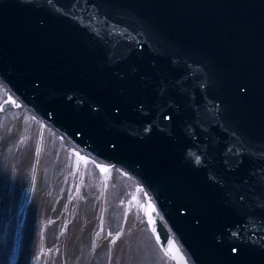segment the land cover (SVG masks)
<instances>
[{
	"label": "water",
	"instance_id": "1",
	"mask_svg": "<svg viewBox=\"0 0 264 264\" xmlns=\"http://www.w3.org/2000/svg\"><path fill=\"white\" fill-rule=\"evenodd\" d=\"M0 80L140 180L174 264H264V0H0Z\"/></svg>",
	"mask_w": 264,
	"mask_h": 264
},
{
	"label": "rangeland",
	"instance_id": "2",
	"mask_svg": "<svg viewBox=\"0 0 264 264\" xmlns=\"http://www.w3.org/2000/svg\"><path fill=\"white\" fill-rule=\"evenodd\" d=\"M2 98H3V94L0 90V99ZM6 113L8 114V112ZM6 113H5V110L3 114L2 112H0V182L3 176H6L8 178L11 177L15 166H17L16 165L17 164L16 155L20 154L17 143L6 139V133H5V130H6L5 128L7 127L6 126L7 121L5 122V119L7 118ZM16 115L13 118L14 124L16 123L17 120L22 121V127L25 128L26 136H28L29 131H31V128L35 124L34 123L28 124V121H30V119H27L24 121L23 118L20 117V112ZM11 120L12 119H10L9 122H11ZM4 140H5V143H4ZM45 140H46L47 146L52 144L51 146L52 148H50L52 153L48 154L47 158L45 156V160H48V161H44L42 164L41 170L39 172L37 171L36 183L32 189L33 193L31 194L33 195V199L31 200V204L29 208L27 209V211L25 208L24 209L19 208L20 203L18 204L17 202L13 204V207H11L13 210L12 214L13 212L14 214L12 218H10L11 209H10L9 203L12 202V196H10L9 198L0 199V208L4 206V201L6 200L5 210H6V216L8 218L6 223L3 220L0 221V264H8L9 256H11L13 259V263L11 260V264H25L26 255L22 247L25 248V246H27V249H28L29 246H31L32 248V245H30L31 242H26L28 239H25V238H24L25 240L22 241L23 244H16L15 242V241L20 240L22 236V228L24 226L25 221L23 219V221L20 224L21 218L25 215V219L26 218L31 219L32 214L35 212H38V209H41L42 206L44 207L43 209L47 211L45 206H47L48 202L47 201L44 202L43 205L41 206V203H42L41 199L45 197L46 195L50 194V192L52 191L51 185L57 179L54 177L55 173L58 172V173L65 174V172L67 171L68 165L72 163V159L71 161L68 160V158L71 157L70 155H68L69 153L67 152L62 153L63 149L62 150L59 149L60 150L59 156H57L56 158L54 157L55 156L54 153L56 152V149L58 147L57 144L60 145L61 143L59 142V140L56 139V137H53V135H51L50 132L49 133L46 132ZM46 151L48 152L49 150H46ZM34 170H36V168L34 167L23 169L22 177L19 180L21 187L29 186L27 185L26 182L27 180H29L28 176L33 175ZM24 176H26L27 178L25 177V179L23 180ZM93 176H94L93 169L86 170L85 179L88 181V183L84 184V190L88 194H91L98 187L97 185L98 181L94 179L95 177ZM118 177L119 178L117 182L114 183V186L109 193L111 195L109 196L108 202L106 203V206H105V211H104L105 230L100 233L98 239L96 240V245L98 243L104 242L103 241L104 238L106 240L109 239L108 237H106L107 232L113 233V230H112L113 226L116 227L118 232H120V230L121 232L122 230L124 231L127 227V225L125 224V217L123 214V206L121 205V203H119V200L120 201L129 200V195L132 191L133 183L127 177H122L121 175H119ZM2 187H3V184H0V192L6 193L3 191ZM37 192L39 194H36ZM127 195H128V198H127ZM0 196H1V193H0ZM26 198H30V196L27 195ZM39 202L40 204H37ZM113 207H114V210H116L114 213V218H116L115 224H112L111 220L109 219L110 212L113 209ZM53 215H54V218H52V221H56L58 219L60 220V216L62 214L58 210H55L53 212ZM74 219H75L74 224H77L79 216L77 217L75 216ZM135 221H136V217L132 221L133 224ZM11 224H14L13 227L11 226ZM51 224L53 225V223ZM51 224H50L49 231H48L49 225H45L43 227L42 235L44 238V242L45 241L50 242L51 236H52V240H54V238L56 239V235L60 231L59 229L65 228V227L62 228L61 226L60 228H57L56 230L53 229L51 231V228H52ZM134 225L130 224L129 228ZM90 227H91V224L88 225V229L86 230L89 233L87 235H90V234L91 235L90 236L85 235L89 240H91L92 238L91 236L94 235L93 231L95 232L97 229V228L93 229ZM80 233H81L82 238H79L76 241L71 235L68 236L70 244H68L67 250L64 251L63 254H57L55 256V260L57 262H60L61 257L65 256L66 254V255L71 256V261L73 260L72 261L73 264H104L103 262L104 258H106L107 256L113 255L112 251L109 253H105L96 262L94 261V255H93L97 253L95 250L96 246H93V245L89 246L88 244H84L85 249L79 250L81 251V253H78L77 248L80 245L79 241L81 240V242L84 243L83 239L85 237L83 234V231L78 232V234ZM65 235H67V233ZM121 236L123 237V235ZM89 240L87 242H89ZM119 241L121 243L120 251L118 252V254H114L115 259L112 262V264H167L165 263L164 259H162V257L160 256V253L156 250V247L152 245V241L150 240L148 233L145 232L144 230L141 231L140 233L136 232L132 234V236H130L129 238L127 237L123 239L120 237ZM46 246H48L47 242H46ZM35 255L38 256V253H35ZM48 263H52V262H48ZM27 264H39V262H36V261L30 262L29 260Z\"/></svg>",
	"mask_w": 264,
	"mask_h": 264
},
{
	"label": "bare ground",
	"instance_id": "3",
	"mask_svg": "<svg viewBox=\"0 0 264 264\" xmlns=\"http://www.w3.org/2000/svg\"><path fill=\"white\" fill-rule=\"evenodd\" d=\"M28 115V114H27ZM26 114H22L23 118L24 119H28L29 117H32L31 115H28L27 116ZM26 116V117H25ZM19 123H21V121H19ZM18 123V124H19ZM19 131H16V133H18ZM12 139L14 140H24V136H23V133L22 132H19V135L15 134V137H13ZM27 144V149H28V153L26 155V164H38L39 162L37 161L39 155L37 153H32V150H30V146L31 147H37L40 155L44 154L45 153V149H43V145L45 144V132H44V129L41 130L40 128H34V130L32 131V135L30 136V139L28 140V142L26 143ZM50 148H51V144H50ZM49 148V149H50ZM83 166L84 167H89V166H93L95 167V165L90 162V161H86L83 163ZM96 168V167H95ZM73 171H75V173L77 172V169H74ZM114 172H117V170H114V169H111L109 170L105 175H99L98 176V187L99 189L101 188L102 191L101 193H98V195H94L93 196H90V200H93L97 201V203L92 207L90 208L89 207V204L87 207H83V205L85 204L86 202V198L83 196V194H78V207H79V210H80V219L82 218H85L86 216H90L92 214V212L95 213V217L98 216L99 213L101 212H104L105 210V203L107 202L108 200V196L109 194H107V190L111 189L112 187V181H117L118 180V176L116 173ZM17 171L10 177H4L3 180H2V183H3V191L6 192V193H1V195H7L9 196L12 192H16V191H20L21 190V187L20 185L18 184V182H15L14 183V180H13V183L11 182V180L13 178H17ZM118 174L120 173L119 171L117 172ZM81 184V182H80ZM83 185V183H82ZM24 189V188H23ZM140 190L136 187L135 189H133V195L132 197L135 199V204H131V206H129V204L127 203L125 208L126 209H131L133 208L131 214L129 212H126V214L129 213V216H126V219L125 221L128 223V224H133L132 220H134V218L136 217V220L140 218H142V209H141V205H142V199H143V196L142 194L139 192ZM88 195V194H87ZM86 193H85V196H87ZM89 200V201H90ZM92 200V201H93ZM11 203V202H10ZM3 206V204H2ZM134 206V207H133ZM137 207L138 210L135 208ZM135 215V217H134ZM3 220L4 222L7 220V216H6V210H5V205L0 208V221ZM46 221L44 215L42 214V212H38V214L35 216V219H34V225L29 229V234H27V236H22V239L20 241H15L16 244H22V241L24 238H27V242H31L30 245H32V248L31 246H29V248L27 249V246L25 247V255H26V259H25V264H27V262L30 260V262L32 261H36V262H39V264H71V256L68 255V260L66 262V260L64 259V257L61 259V263L60 262H57L55 263V256L57 255L58 252H60V249H58V246L60 244H57L56 246H54L53 243L51 242H48L46 246V241L44 242V239H43V236L40 234V230L43 228H41V224L43 225V222ZM136 225L132 226L131 228H128L126 230V235L127 236H132V234L136 233V232H139L140 231V228L143 227L144 225V222H142L143 224H137V221L134 222ZM85 225L84 222H80V225L77 226V225H73L72 228H71V236H73L74 239H79L81 238V234H78V231H82V227ZM80 236V237H79ZM116 236H114V234L112 235L111 239L109 241H107V243H116ZM106 243V244H107ZM119 242H117L115 245H112V249L113 250H116V251H120V247L118 246ZM107 247V249H110L109 246L105 245ZM84 245L80 244L79 247L77 248V251L78 253H81V249H83ZM54 250V251H53ZM64 248L62 247L61 248V251L63 252ZM99 252L103 255L104 253H107L106 250L104 248H101L99 250ZM35 253H38V256L35 255ZM73 258V257H72ZM11 260H12V263H13V259L11 256H9V262L8 264H11ZM73 261V260H72ZM48 262H52V263H48ZM104 262V260H103ZM106 262V261H105ZM109 262H113V260H110ZM73 264V263H72Z\"/></svg>",
	"mask_w": 264,
	"mask_h": 264
}]
</instances>
